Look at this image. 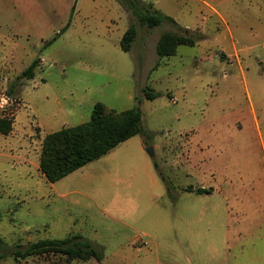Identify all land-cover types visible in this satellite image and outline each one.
<instances>
[{
    "label": "rangeland",
    "instance_id": "obj_1",
    "mask_svg": "<svg viewBox=\"0 0 264 264\" xmlns=\"http://www.w3.org/2000/svg\"><path fill=\"white\" fill-rule=\"evenodd\" d=\"M144 1L205 38L154 69L160 36L184 33L171 23L138 25L125 52L117 0H0V117L13 121L0 134V264H99L13 258L74 235L102 264H264V0ZM98 102L139 107L148 147L137 135L50 183L40 118L59 131Z\"/></svg>",
    "mask_w": 264,
    "mask_h": 264
},
{
    "label": "trees",
    "instance_id": "obj_2",
    "mask_svg": "<svg viewBox=\"0 0 264 264\" xmlns=\"http://www.w3.org/2000/svg\"><path fill=\"white\" fill-rule=\"evenodd\" d=\"M117 2L131 17V25L121 40V48L125 52H130L137 40L138 25L154 29L164 23H171L183 30L184 33L169 31L160 36L156 44L158 60L154 69L160 65L162 59L176 55L180 46L194 47L198 40L205 38L200 33L195 39L192 33L179 26L172 17L156 9L152 3L144 0H117ZM75 8L76 5L73 10ZM132 17L135 19L134 22H132ZM36 66L37 62H34L23 72L22 76L27 79L33 78ZM144 93L147 98L155 97L147 89H144ZM12 129V119L0 117V134L9 135ZM137 135L143 137L144 145L148 147L147 141L150 135L142 126V112L139 107L118 111L98 102L93 107L89 121L45 136L42 142L39 169L50 183H56L89 163L104 157L117 146ZM195 192L199 195L211 194L212 190L198 189ZM1 243L4 244L2 240H0V245ZM50 253L62 254L69 260L87 261L94 258L99 264L103 262L101 253L93 248L90 242L78 235L63 240H40L28 248L15 250L13 258L19 261L20 258L26 259ZM3 257L5 256L0 253V259Z\"/></svg>",
    "mask_w": 264,
    "mask_h": 264
},
{
    "label": "crops",
    "instance_id": "obj_3",
    "mask_svg": "<svg viewBox=\"0 0 264 264\" xmlns=\"http://www.w3.org/2000/svg\"><path fill=\"white\" fill-rule=\"evenodd\" d=\"M122 8V7H121ZM128 14V13H127ZM128 16H129V14H128ZM130 17V16H129ZM204 35V34H203ZM158 42V41H157ZM157 44V43H156ZM181 47V46H180ZM179 49V48H178ZM178 52V51H177ZM158 57V56H157ZM163 60V59H162ZM161 64V63H160ZM155 66V65H154ZM54 125H56V122L54 121V123L53 124H50L49 122H46L45 120H43L42 118H40V120H39V126H40V128H41V131L44 133V134H50V133H52V132H55L56 130H54V129H52L53 127L52 126H54ZM64 128H66V127H64ZM145 146V145H144ZM93 163H95V161L93 162ZM91 164H92V162H91ZM88 165H90V163L88 164ZM88 165H86V166H88ZM85 167V166H84ZM57 183V182H56ZM54 184V183H53Z\"/></svg>",
    "mask_w": 264,
    "mask_h": 264
},
{
    "label": "water",
    "instance_id": "obj_4",
    "mask_svg": "<svg viewBox=\"0 0 264 264\" xmlns=\"http://www.w3.org/2000/svg\"><path fill=\"white\" fill-rule=\"evenodd\" d=\"M149 154H151V155H153V148H147V150H146Z\"/></svg>",
    "mask_w": 264,
    "mask_h": 264
}]
</instances>
